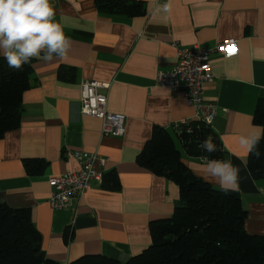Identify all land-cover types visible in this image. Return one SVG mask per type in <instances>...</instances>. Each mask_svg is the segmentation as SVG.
<instances>
[{
    "label": "crops",
    "instance_id": "0c3cea01",
    "mask_svg": "<svg viewBox=\"0 0 264 264\" xmlns=\"http://www.w3.org/2000/svg\"><path fill=\"white\" fill-rule=\"evenodd\" d=\"M137 1L145 5L143 16L102 14L96 0H51L55 19L72 40L71 51L63 60L30 61L20 125L0 140L1 199L12 208L30 210L42 250L60 264L96 254L126 261L150 245L149 223L172 215L178 187L139 167L136 157L153 127L170 130L196 120L195 109L183 98L155 84L158 72L176 64L174 43L211 49L226 39L237 41L235 57L211 56L213 80L204 87L203 98L217 107L211 128L225 160L240 168L236 192L247 212L244 229L264 236V180L251 177L248 155L238 144L239 136L255 126V108L264 100V0H173L169 14L154 13L157 0ZM61 67L72 69L73 77L60 80ZM84 81L107 86L100 92L109 112L126 117L124 136L104 137L98 119L80 114ZM175 144L196 177L222 190L204 173L206 160L186 155L177 139ZM75 151L106 158L103 175L115 172L120 188L92 182L79 201L53 210L48 180L78 170ZM27 159H41L46 167L30 176L23 167Z\"/></svg>",
    "mask_w": 264,
    "mask_h": 264
},
{
    "label": "trees",
    "instance_id": "16d2710c",
    "mask_svg": "<svg viewBox=\"0 0 264 264\" xmlns=\"http://www.w3.org/2000/svg\"><path fill=\"white\" fill-rule=\"evenodd\" d=\"M96 8L108 16L138 17L145 5L137 0H96ZM30 62L20 71L9 68L0 58V140L16 130L22 116V95L29 86ZM74 71L59 68L58 78L69 80ZM254 125H264V100L254 111ZM191 129V132H189ZM211 135L217 151L206 153L199 142ZM202 159L225 160L226 152L211 126L193 120L179 129L159 126L136 157L139 167L173 182L179 189V201L169 218L149 223L150 245L139 254L119 261L104 255H83L68 264H264V236L250 235L244 229L247 212L236 191L224 193L196 177L182 162L181 152ZM261 157H247L246 166L254 180H264V140L259 144ZM23 167L30 176L43 172L46 163L27 159ZM103 186L118 190L115 172L103 175ZM69 239V232L65 233ZM0 264H60L46 257L41 236L32 223L30 210L12 208L0 196Z\"/></svg>",
    "mask_w": 264,
    "mask_h": 264
},
{
    "label": "built area",
    "instance_id": "2783aa9c",
    "mask_svg": "<svg viewBox=\"0 0 264 264\" xmlns=\"http://www.w3.org/2000/svg\"><path fill=\"white\" fill-rule=\"evenodd\" d=\"M176 52V64L169 71H160L155 78L157 86L168 89L175 97H181L186 104L196 111V120L208 126L217 114L214 104L204 101L203 92L206 84L212 82L210 58L218 54L226 59L238 54L237 41L226 39L208 49L201 46L184 48L173 44ZM107 86L95 81H84L80 85L79 112L82 116L96 118L101 122V135L104 137H122L125 134L126 117L107 110V98L101 89ZM184 123H176L179 129ZM73 158L78 163V170L60 176L50 177L51 188L48 204L53 210L70 206L90 189L92 182H102L103 166L107 159L94 153L75 151Z\"/></svg>",
    "mask_w": 264,
    "mask_h": 264
},
{
    "label": "clouds",
    "instance_id": "9594fccd",
    "mask_svg": "<svg viewBox=\"0 0 264 264\" xmlns=\"http://www.w3.org/2000/svg\"><path fill=\"white\" fill-rule=\"evenodd\" d=\"M172 7L173 0H166L164 4L157 0L153 11L169 14ZM55 17L51 0H0V58L9 68L20 71L32 59L50 63L67 58L72 40ZM261 140H264V125H255L250 132L239 136L238 144L246 155L259 159ZM199 147L209 154L217 151L211 135L201 140ZM202 168L224 193L239 190L240 168L231 161L208 159Z\"/></svg>",
    "mask_w": 264,
    "mask_h": 264
}]
</instances>
